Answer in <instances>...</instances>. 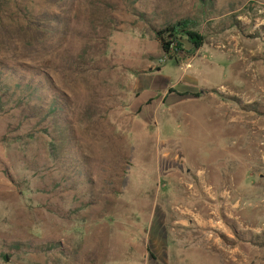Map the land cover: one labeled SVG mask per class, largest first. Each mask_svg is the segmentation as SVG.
I'll list each match as a JSON object with an SVG mask.
<instances>
[{
    "label": "rangeland",
    "instance_id": "374dc122",
    "mask_svg": "<svg viewBox=\"0 0 264 264\" xmlns=\"http://www.w3.org/2000/svg\"><path fill=\"white\" fill-rule=\"evenodd\" d=\"M0 264H264V0H0Z\"/></svg>",
    "mask_w": 264,
    "mask_h": 264
},
{
    "label": "trees",
    "instance_id": "16d2710c",
    "mask_svg": "<svg viewBox=\"0 0 264 264\" xmlns=\"http://www.w3.org/2000/svg\"><path fill=\"white\" fill-rule=\"evenodd\" d=\"M183 37H186V39H182ZM156 39L159 41L165 54L170 53L172 42H177L176 50L179 51L182 50L181 40H185L186 44H190L195 48H200L203 45V37L199 33L188 30L184 21L169 25L165 29L158 31Z\"/></svg>",
    "mask_w": 264,
    "mask_h": 264
}]
</instances>
